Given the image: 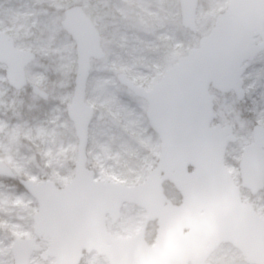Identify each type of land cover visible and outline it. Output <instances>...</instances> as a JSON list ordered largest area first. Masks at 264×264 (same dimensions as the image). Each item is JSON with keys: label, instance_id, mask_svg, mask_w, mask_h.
I'll return each instance as SVG.
<instances>
[{"label": "water", "instance_id": "95a60500", "mask_svg": "<svg viewBox=\"0 0 264 264\" xmlns=\"http://www.w3.org/2000/svg\"><path fill=\"white\" fill-rule=\"evenodd\" d=\"M179 3L181 25L194 33L198 0ZM61 26L75 44L77 59L66 110L77 138L74 174L60 188L52 181L18 180L38 210L34 237L12 243L13 264H29L33 253L52 264H80L92 252L109 264H210L207 260L222 244L238 249L247 264H264V218L240 195L241 188L252 195L264 189V127H254V140L243 150L240 188L224 163L227 146L236 138L230 125L212 126L216 114L210 94L211 89L230 93L241 61L264 50V0H230L198 46L180 57L150 91L117 75L122 86L146 102L145 117L159 139L155 167L144 183L133 187L95 180L86 166L93 117L85 103L86 83L91 60L103 59L105 53L99 32L81 6L66 9ZM34 60L32 52L17 49L13 39L0 32V64L13 89L27 85L25 68ZM178 96L191 101L179 113ZM0 177L15 178L1 160ZM165 184L174 187L180 203L167 197ZM124 204L143 209L146 218L135 236L116 238L106 223L119 220ZM149 223L156 224L153 245L145 239Z\"/></svg>", "mask_w": 264, "mask_h": 264}, {"label": "rangeland", "instance_id": "374dc122", "mask_svg": "<svg viewBox=\"0 0 264 264\" xmlns=\"http://www.w3.org/2000/svg\"><path fill=\"white\" fill-rule=\"evenodd\" d=\"M227 2L199 0L197 32L192 34L181 26L178 0H0V31L11 35L18 49L36 55L25 70L28 85L20 91L8 85L0 65V160L17 177L35 183L52 181L63 187L72 179L77 139L66 108L74 90L76 53L74 42L60 22L62 11L78 4L98 29L105 51L104 59L91 62L86 85L85 102L94 109L87 166L96 180L103 182L133 186L145 180L155 167L159 141L145 119V104L123 89L116 76L124 73L142 87L158 82L161 73L197 46L198 38L212 27ZM242 79L244 89L250 84L256 87L246 92L241 105L234 104L233 94L229 93L224 96L226 106H217L216 96L221 93L212 92L217 115L214 124L234 125L235 129L237 125L264 126L260 122L264 64L259 56ZM249 135L243 140L247 142ZM239 146L230 145L225 160L238 186ZM133 149L137 153L133 154ZM123 157H127V165L122 164ZM173 191L169 187L168 196L179 202ZM241 196L264 218V189L256 195L241 189ZM36 210L32 197L0 178V264H13L11 245L15 239L34 236L32 215ZM145 217L143 210L125 205L117 223L107 222L108 231L116 237L133 236L142 229ZM154 229V224L148 227V243L154 241ZM208 262L246 264L230 245L220 246ZM30 264L49 261L43 262L34 254ZM85 264L93 261L88 259Z\"/></svg>", "mask_w": 264, "mask_h": 264}, {"label": "snow or ice", "instance_id": "6c2138e0", "mask_svg": "<svg viewBox=\"0 0 264 264\" xmlns=\"http://www.w3.org/2000/svg\"><path fill=\"white\" fill-rule=\"evenodd\" d=\"M259 56V62L264 64V50H261L258 53H253L250 57H246L244 58L241 63L243 64V68L241 69L240 74H238L233 82V85L231 87V89H229V91H231L233 93V99H234V104L235 103H239L241 100H243L246 92H250L251 90H253L256 85L255 84H250L248 86V89H243L241 87V85L243 84V79L241 78L243 71L250 67L252 62L256 60V57ZM226 95V93H221L219 95L216 96V105L217 106H226L227 102L224 100V96ZM191 103V101L184 96H178L175 100V109L176 111L182 112L184 110V108ZM253 105L256 103L255 100L252 101ZM261 103L264 104V92L261 93ZM241 119H244V113L241 112ZM260 117H261V123L264 124V108L260 109ZM213 119L215 120V116L213 117Z\"/></svg>", "mask_w": 264, "mask_h": 264}, {"label": "flooded vegetation", "instance_id": "af4514ba", "mask_svg": "<svg viewBox=\"0 0 264 264\" xmlns=\"http://www.w3.org/2000/svg\"><path fill=\"white\" fill-rule=\"evenodd\" d=\"M238 105L240 104L241 105V101L239 102V103H237ZM256 125H258V124H254L253 126H251V128H250V124H248V125H246L247 127L246 128H243V127H240L239 125H237V127H236V129H235V127H234V125H232L233 126V134H234V136L237 138V140H236V142L235 143H233V144H230V145H235V144H237V145H240L239 147H238V150H237V156H236V158H237V166H238V170H240V160H241V155H242V152H243V148L245 147V146H247V145H249V144H251L252 142H253V140H254V138H253V136H254V127L256 126ZM263 126V125H262ZM250 133V135H249V139H247V142L246 141H244L243 139H244V136L246 135H248ZM229 145V146H230ZM228 146V147H229ZM237 149V148H236Z\"/></svg>", "mask_w": 264, "mask_h": 264}, {"label": "trees", "instance_id": "16d2710c", "mask_svg": "<svg viewBox=\"0 0 264 264\" xmlns=\"http://www.w3.org/2000/svg\"><path fill=\"white\" fill-rule=\"evenodd\" d=\"M10 183H14L13 181H9ZM15 184L17 185V183L15 182ZM17 189L19 190L20 188L18 186H16ZM174 192V191H173ZM166 193H169V186H166ZM174 195L177 196V194L174 192ZM178 197V196H177ZM82 264H84V261L82 262Z\"/></svg>", "mask_w": 264, "mask_h": 264}]
</instances>
